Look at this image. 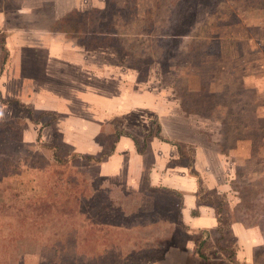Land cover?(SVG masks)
<instances>
[{"label": "rangeland", "instance_id": "obj_1", "mask_svg": "<svg viewBox=\"0 0 264 264\" xmlns=\"http://www.w3.org/2000/svg\"><path fill=\"white\" fill-rule=\"evenodd\" d=\"M73 25L90 47L109 33L96 35L105 47L83 49ZM51 55L67 76L50 74ZM110 83L124 102L157 103L185 165L204 146L209 166L190 173L199 200L226 214L221 233H186L176 196L99 175L113 131L141 134L133 116L98 122L79 152L94 113L123 106L92 90ZM0 98V264H159L181 240L204 259L218 246L233 264H264V0H0ZM143 115L157 134L158 116ZM237 220L242 240L228 230Z\"/></svg>", "mask_w": 264, "mask_h": 264}, {"label": "crops", "instance_id": "obj_2", "mask_svg": "<svg viewBox=\"0 0 264 264\" xmlns=\"http://www.w3.org/2000/svg\"><path fill=\"white\" fill-rule=\"evenodd\" d=\"M23 7L24 5H18V8L14 11L21 13L25 11ZM49 38L44 37L43 39L48 40V42L58 40L56 37ZM59 39L64 40L62 37H59ZM55 56L56 55H51L48 57L47 61H49V64H46L47 70L53 72L50 74L54 76H67L69 74V68L64 64L58 65L56 61L63 60ZM25 63L27 64V62ZM108 87L109 89H107V87L103 89L93 87L92 90L99 93V98H106V100L102 101L103 103L107 101L111 105H117V98L121 99L119 105H123V108L121 107L118 110H112L113 108H110L109 117L105 115L100 116L106 109L103 107L101 112L94 113V119L96 117L98 118L95 119L93 123L88 122V127L82 126V132L78 133L77 137H75L77 140L85 139L87 141L86 145H77L81 150L79 152L84 153L86 151L89 153L90 149L93 148L92 144L88 142L94 140L100 132L101 127L97 124L98 122H104L106 118L110 117L113 118V120L120 117L127 123L125 120L126 116H133L135 118L133 125L136 128H141L140 133L142 135L127 130V127H120L118 131H113L112 134L115 136L111 143L110 150L105 154L106 156L97 163L96 170L99 175L105 181L114 185L117 184V186L119 184L126 188H135L138 183H142L150 189L160 190L176 196L178 200L177 223L179 226L185 228L186 233L216 230L218 222L215 208L211 205V207H209L199 200L197 192L201 184L198 182L197 177L190 173L192 167L209 166L210 163L208 161L209 159L206 157L204 146L192 144L194 146L193 157H191L192 162L189 161L188 165H185V163H183L184 158L182 157V148L184 146L182 145H185L186 142L180 143L179 141H171V139L166 137V127L164 126V122H160L161 118L158 116L160 107L157 103L155 102L153 106L152 103L149 105L143 102L142 95L135 96L133 100H129L126 98L127 96H125L124 98H126V101L124 102L121 96H117V89L119 91L120 88L118 85L116 86V84L110 83ZM102 92H108L109 94L102 95ZM149 107L153 110L154 118L158 116V121H156V123L159 127V131L155 135L153 133L150 135V127L146 126V119L148 118L143 115L144 111L149 109ZM170 116L171 114L169 117ZM121 119L118 120L122 121ZM167 121L173 122L174 118H168ZM140 142L141 147L139 146ZM189 144V146H191V143ZM177 146L181 147L180 151ZM101 150V146H96L93 149V153L100 152ZM228 228L229 231H232V236L238 240H242L243 236L251 232L247 228L241 227L238 222L229 223ZM180 243L181 244L174 243V241L171 242V245L165 249L161 259H159V264H220L224 262L223 253H220L218 249L215 248L216 246H213L215 250L217 249L215 251L216 254L212 253L210 257L204 255L206 257V260H204L191 251L192 243L189 244L182 240ZM232 257L234 263H237L234 253Z\"/></svg>", "mask_w": 264, "mask_h": 264}, {"label": "trees", "instance_id": "obj_3", "mask_svg": "<svg viewBox=\"0 0 264 264\" xmlns=\"http://www.w3.org/2000/svg\"><path fill=\"white\" fill-rule=\"evenodd\" d=\"M79 16V18H80V16H82V15H78ZM100 24H103V23H101L100 22ZM64 25H66V24H64ZM77 26H79V25H77ZM75 27V25H73V28L71 29V30H74V31H76V29L74 28ZM103 31V30H102ZM76 32H78V33H76L77 34V39L78 40H80L81 42H82V46H83V49H85V50H94V49H98V48H102V47H105V45L101 42L102 40H104V38L103 37H106V38H108L107 36L109 35V33H107L106 34V32H105V34L104 33H102V32H98L97 34L98 35H100V34H102V35H104L103 37H96V35L97 34H94V39L96 40V42L97 41H99L98 43H96L95 42V44H93L91 47L90 46H88V45H86V43H84V39H85V37H82V34L84 33L82 30H81V28H79V31H76ZM83 32V33H82ZM179 32V31H178ZM183 33H185V31H183V32H180V33H175V32H173V33H171V35H169V39L171 38V36L174 38L175 37V35L178 37L179 36V34H183ZM66 34H67V32H66ZM75 34V33H74ZM66 36H68V35H66ZM110 38H113V35H111V36H109ZM91 38H93V35H91ZM110 41V40H109ZM89 44V43H88ZM110 44V43H109ZM109 44H107V45H109ZM106 45V46H107ZM0 100H1V98H0ZM1 125V124H0ZM177 148L179 149V151L181 150V147L180 146H177ZM258 193H259V191H258ZM238 198L240 199L239 201H240V205L243 203V199L241 198V196H240V191H239V193H238ZM251 204H253V203H251ZM216 214H217V222L219 223V225H223V223H222V219H221V216L220 215H222V216H225L226 214H224L223 212H216ZM226 218V217H225ZM241 220H237V222H240ZM242 222V221H241ZM229 223V222H228ZM243 224H244V221L242 222ZM257 226L259 227V225L257 224ZM220 228H222L221 226H219V228L215 231V233H221L222 232V230L220 229ZM260 228V227H259ZM220 240V239H219ZM199 243L197 244V250H196V253H197V255H198V257H200V258H203L204 259V257H203V255L200 253V249H199ZM217 247V249H218V251L221 253V252H223L224 250H222V248H220V247H218V246H216ZM165 251V250H164ZM204 260H206V258L204 259ZM220 264H233V257H232V254L231 255H227V256H224V262H221Z\"/></svg>", "mask_w": 264, "mask_h": 264}]
</instances>
